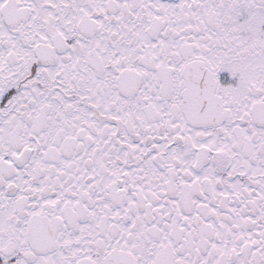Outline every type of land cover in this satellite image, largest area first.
<instances>
[{"label":"snow or ice","instance_id":"1","mask_svg":"<svg viewBox=\"0 0 264 264\" xmlns=\"http://www.w3.org/2000/svg\"><path fill=\"white\" fill-rule=\"evenodd\" d=\"M0 264H264V0H0Z\"/></svg>","mask_w":264,"mask_h":264}]
</instances>
